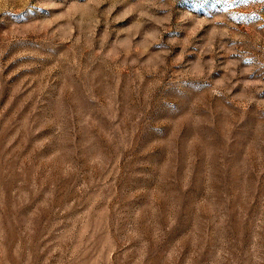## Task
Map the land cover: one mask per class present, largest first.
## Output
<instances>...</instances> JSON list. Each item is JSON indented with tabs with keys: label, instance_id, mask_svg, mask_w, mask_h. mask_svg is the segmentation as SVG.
<instances>
[{
	"label": "rangeland",
	"instance_id": "374dc122",
	"mask_svg": "<svg viewBox=\"0 0 264 264\" xmlns=\"http://www.w3.org/2000/svg\"><path fill=\"white\" fill-rule=\"evenodd\" d=\"M0 264H264V0H0Z\"/></svg>",
	"mask_w": 264,
	"mask_h": 264
},
{
	"label": "snow or ice",
	"instance_id": "6c2138e0",
	"mask_svg": "<svg viewBox=\"0 0 264 264\" xmlns=\"http://www.w3.org/2000/svg\"><path fill=\"white\" fill-rule=\"evenodd\" d=\"M236 2H239V3H248L249 0H236ZM25 11L30 13L31 11H33V9H32L31 6H29ZM19 15L22 17L23 16V13H21Z\"/></svg>",
	"mask_w": 264,
	"mask_h": 264
}]
</instances>
